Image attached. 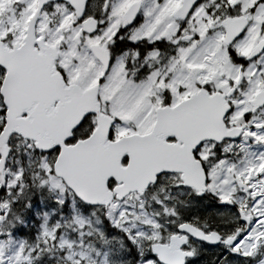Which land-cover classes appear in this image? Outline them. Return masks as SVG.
Listing matches in <instances>:
<instances>
[{
  "label": "snow or ice",
  "instance_id": "snow-or-ice-1",
  "mask_svg": "<svg viewBox=\"0 0 264 264\" xmlns=\"http://www.w3.org/2000/svg\"><path fill=\"white\" fill-rule=\"evenodd\" d=\"M0 264H264V0H0Z\"/></svg>",
  "mask_w": 264,
  "mask_h": 264
}]
</instances>
